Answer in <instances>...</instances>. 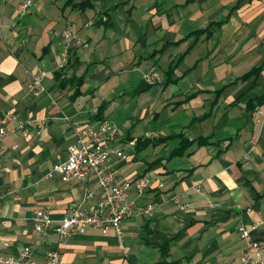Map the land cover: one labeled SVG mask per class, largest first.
<instances>
[{
	"label": "crops",
	"instance_id": "1",
	"mask_svg": "<svg viewBox=\"0 0 264 264\" xmlns=\"http://www.w3.org/2000/svg\"><path fill=\"white\" fill-rule=\"evenodd\" d=\"M26 1L0 0V118L12 111L29 129L23 136L15 120L0 142V254L29 246L39 262L58 250L69 264H228L246 248L241 227L263 242L264 124L249 106L264 95V70L256 84L237 80L264 61V0H31L19 16ZM69 27L89 47L72 48L59 68L55 33ZM153 68L161 87L142 80ZM41 70L47 93L36 97L30 72ZM121 116L129 126L112 143L128 155L121 176L150 177L141 197L131 188L128 198L154 205L153 216L125 221L121 237L90 228L61 244L36 233L35 213L49 209L60 222L88 190L98 192L93 177L46 178L75 130ZM151 131L159 136L147 139ZM183 138L191 145L177 155Z\"/></svg>",
	"mask_w": 264,
	"mask_h": 264
},
{
	"label": "built area",
	"instance_id": "2",
	"mask_svg": "<svg viewBox=\"0 0 264 264\" xmlns=\"http://www.w3.org/2000/svg\"><path fill=\"white\" fill-rule=\"evenodd\" d=\"M32 6V1L28 0L16 7L19 16L27 14ZM105 21V20H104ZM91 25L90 23L87 26ZM55 37L62 41L63 60L59 68H64L68 61V56L72 48H88L87 39L79 37V34L71 27L56 32ZM46 71L38 73L31 71V80L28 85L29 93L41 97L47 93L44 86ZM143 82L150 87H161L164 84L162 73L157 69L143 73ZM251 119L257 124H264V110L256 107L249 112ZM17 120L14 112L5 113L0 118V142L10 133L9 124ZM18 121V120H17ZM38 126L43 129L45 120L38 121ZM18 129L23 136L29 135V129L23 122L18 121ZM120 134L119 127L108 121L88 123L75 130L76 141L67 148L64 160L54 165L46 178L50 179L54 175L59 176L63 183L78 182L88 183L91 178L96 184L97 190H88L85 197L70 206L66 216L60 222H56L49 209H43L35 213L32 217L35 232L41 236L56 234L61 244L66 243L71 238L84 234L88 229L101 230L103 232L114 230L119 237L122 236V225L125 221L137 217L150 218L154 214V205L141 206L136 200L128 198L131 188L136 190L138 197H141L150 185L148 174H141L134 178H124L121 176L120 165L128 160V155L119 147L114 146ZM157 132H148L147 139L157 138ZM258 139H252L250 150L246 159H251L252 154L257 151ZM0 159V167H1ZM195 190L202 193L201 185H196ZM0 194V202L3 200ZM89 200L93 204L86 207ZM180 210H188L190 204L175 199ZM218 205L210 203V208H217ZM261 224V223H260ZM241 237L246 240V248L240 256L238 262L228 264H264V241H254L250 232L244 227L239 229ZM0 264H69L63 261L58 250H49L42 262L34 258L33 249L25 247L18 255L5 256L0 254Z\"/></svg>",
	"mask_w": 264,
	"mask_h": 264
},
{
	"label": "trees",
	"instance_id": "3",
	"mask_svg": "<svg viewBox=\"0 0 264 264\" xmlns=\"http://www.w3.org/2000/svg\"><path fill=\"white\" fill-rule=\"evenodd\" d=\"M220 24H222V23H218V25H220ZM263 70H264V61L262 62L261 65L254 67L251 71L244 74L237 81H239V82L251 81L253 84H256L258 82L259 78L261 77ZM76 82L78 85L81 84L80 79L79 80L77 79ZM262 104H264V95L259 97L255 104H253V102H252V104L249 107H250V109L253 110L256 107H262L261 106ZM252 110H249V112ZM204 141H206V140H204ZM204 141L200 140L199 142L202 143ZM190 145H191V142H189L187 138H183L181 147L175 151V154L181 155L183 153V150L187 149Z\"/></svg>",
	"mask_w": 264,
	"mask_h": 264
},
{
	"label": "rangeland",
	"instance_id": "4",
	"mask_svg": "<svg viewBox=\"0 0 264 264\" xmlns=\"http://www.w3.org/2000/svg\"><path fill=\"white\" fill-rule=\"evenodd\" d=\"M111 107H112V105H110L109 108H111ZM113 109H114V108H113ZM113 109H112V110H113ZM112 112H113V111H112ZM131 112H132V110H131ZM120 113H121V112H120ZM112 115H113V114H112ZM116 115H119V113L117 112ZM110 120H111V121H114V124H116V125L119 127L120 130H121V127H125V128H127V127L129 126V123L127 124V126H124V120H125V122H126V117H124V116H123V117L121 116L120 119H118V120H117V117H116V118H113V117H112V118H110ZM122 131H124V130L122 129ZM145 155H146V153H143V154H142V156H145Z\"/></svg>",
	"mask_w": 264,
	"mask_h": 264
}]
</instances>
